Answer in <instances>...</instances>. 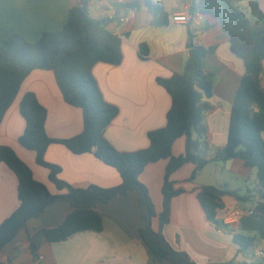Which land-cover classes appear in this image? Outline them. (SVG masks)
<instances>
[{
  "label": "crops",
  "instance_id": "0c3cea01",
  "mask_svg": "<svg viewBox=\"0 0 264 264\" xmlns=\"http://www.w3.org/2000/svg\"><path fill=\"white\" fill-rule=\"evenodd\" d=\"M73 0H0V44L12 34H21L28 42H36L45 31L63 28ZM127 2L130 0H122ZM161 4L169 14L165 27L151 26V15L145 8L127 23L119 25L112 19L119 2L116 0H91L89 15L96 20L110 19L107 28L116 33L121 41L122 60L117 65L97 63L92 68L95 82L104 100L114 105L117 116L104 129V137L120 152L141 150L148 146L147 133L162 129L171 100L157 83V78L167 79L174 72H181L188 59L186 42L192 32L196 41L207 47L216 46L214 55L205 56L201 66L212 74V108L203 113L205 133L201 139L203 158H209L222 149L227 140L229 116L236 89L239 86L243 63L229 49L228 37L217 21L209 16L196 14V22L177 23L176 14L189 9L190 0H152ZM264 14V0H254ZM244 8L246 2L244 1ZM147 48V56L139 57V45ZM264 90V62L260 76ZM33 93L47 111L46 134L54 140L71 139L83 132L84 117L80 108L65 103L49 70L37 69L23 79L18 94L6 110L0 122V145L12 149L31 170L33 177L43 183L51 194H64L49 180V170L39 164L34 151L26 150L18 141L25 121L19 113L23 96ZM185 152V138H177L172 145L173 156ZM45 163L58 166V178L73 188L96 186L114 188L120 184L117 171L92 154L76 155L60 143L50 144L43 152ZM220 163V162H219ZM210 163L188 181L194 170L185 164L172 174L175 187L183 193L173 197L170 219L162 228L168 243L176 251L185 252L197 264H256L249 255L244 257L232 235H245L255 239V246L264 250V216L255 211L256 196L249 202L236 201L233 197L222 199L217 210V223L208 222L198 201L199 186H227L241 193L252 190L256 184L255 168H247L238 159L226 163ZM167 160L148 164L138 180L149 193L157 216L162 211V182ZM251 187L248 188L247 185ZM16 176L0 164V224L19 205ZM234 209L243 211L242 217L233 224H226L227 214ZM96 210L102 215L101 232H81L55 243L40 242L33 254L27 237L40 229L58 226L72 209L65 200H57L44 213L30 219L26 227L5 245L1 251L2 264H152L151 251L144 245L138 229L144 226L137 205V193L119 195L108 202H97ZM151 227L159 230L158 217L151 219ZM41 255L42 260L37 261ZM158 264H170L162 262Z\"/></svg>",
  "mask_w": 264,
  "mask_h": 264
},
{
  "label": "trees",
  "instance_id": "16d2710c",
  "mask_svg": "<svg viewBox=\"0 0 264 264\" xmlns=\"http://www.w3.org/2000/svg\"><path fill=\"white\" fill-rule=\"evenodd\" d=\"M243 1L246 2L245 8L239 5ZM90 2L73 0L63 28L43 32L36 42H28L16 33L0 44V122L15 100L23 79L37 69L54 74L65 103L80 108L84 117L80 135L69 140H54L46 134L47 111L36 96L28 93L20 100L19 113L24 118L25 127L18 138L19 143L24 149L36 153L37 162L49 170V180L58 190L66 189L67 192L51 194L12 149L0 145V164L6 165L16 176L19 200L16 210L0 224V257L3 247L26 227L27 222L44 213L57 200H65L72 211L58 226L40 229L27 237L33 254L37 253L40 242L55 243L81 232H101L102 215L96 210V203H105L134 191L144 221L138 233L151 251L152 264H197L185 252L176 251L162 233L170 219L172 198L183 193L175 187L171 176L185 164L194 166L188 178L190 182L210 163L238 159L245 167L256 169V184L245 193L230 190L224 185L198 187L197 199L208 222L218 226L217 210L223 205L222 199L228 196L246 203L256 196L255 211L264 216V90L260 82L264 62V14L254 0H190V14L198 13L217 21L229 39L230 52L243 63V74L230 110L226 144L211 157L203 158L199 154L206 131L203 113L212 108L209 102L212 74L207 73L201 63L206 55H214L216 46L207 47L197 42L192 32L188 33V59L181 72H174L167 79L157 78V83L171 100L165 126L147 133L146 148L117 151L104 137V129L115 119L118 110L104 100L92 68L97 63L118 65L123 58L121 41L107 28L110 19L96 20L89 15ZM140 8L150 13L151 26L165 27L169 24V14L161 4L152 0H130L117 7L119 10ZM146 56V46L139 45V57L144 59ZM179 137L185 138V152L181 156H173L172 145ZM53 143L65 145L76 155L90 153L112 166L117 171L120 184L114 188L69 186L58 178L60 168L45 163L43 159L45 148ZM161 160H167V165L161 188L162 211L157 216L149 193L138 177L148 164ZM154 217H158V231L151 227ZM232 241L244 257L256 245L254 238L245 235H232Z\"/></svg>",
  "mask_w": 264,
  "mask_h": 264
},
{
  "label": "built area",
  "instance_id": "2783aa9c",
  "mask_svg": "<svg viewBox=\"0 0 264 264\" xmlns=\"http://www.w3.org/2000/svg\"><path fill=\"white\" fill-rule=\"evenodd\" d=\"M117 2H119V4H122L123 1L122 0H116ZM136 14V10L134 9H122L120 12L116 11L113 16L112 19L117 21L119 25H123L125 23H127V21L133 17ZM196 18L197 16L194 15L192 16L189 12V9L187 12L185 13H180V14H176L172 17V20L174 22L177 23H186L188 24L189 22H196ZM264 202V201H263ZM243 215V211L240 209H234L232 212H230L229 214H227V217L225 218V223L226 224H233L234 222H237ZM251 256L254 259V261L257 262H262L264 263V250L254 246L251 249ZM43 257L41 255L37 256V261L42 260Z\"/></svg>",
  "mask_w": 264,
  "mask_h": 264
},
{
  "label": "rangeland",
  "instance_id": "374dc122",
  "mask_svg": "<svg viewBox=\"0 0 264 264\" xmlns=\"http://www.w3.org/2000/svg\"><path fill=\"white\" fill-rule=\"evenodd\" d=\"M239 5H240V7H243V8H244V6H245V5H244V1H243V2H241ZM218 165H219L218 167H221V165H222V164H221V163H218ZM240 187H241V188H240V189H241V190H240V191H241V193H245V185H244V184H241V186H240ZM247 187H248V188H250V187H251V185H250V184H248V185H247Z\"/></svg>",
  "mask_w": 264,
  "mask_h": 264
}]
</instances>
